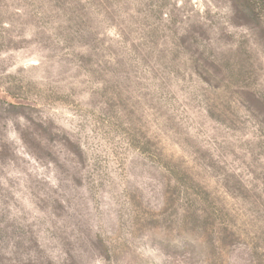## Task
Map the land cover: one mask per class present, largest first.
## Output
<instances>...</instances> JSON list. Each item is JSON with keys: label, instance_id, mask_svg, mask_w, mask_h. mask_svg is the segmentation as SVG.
<instances>
[{"label": "rangeland", "instance_id": "obj_1", "mask_svg": "<svg viewBox=\"0 0 264 264\" xmlns=\"http://www.w3.org/2000/svg\"><path fill=\"white\" fill-rule=\"evenodd\" d=\"M0 264H264V0H0Z\"/></svg>", "mask_w": 264, "mask_h": 264}]
</instances>
